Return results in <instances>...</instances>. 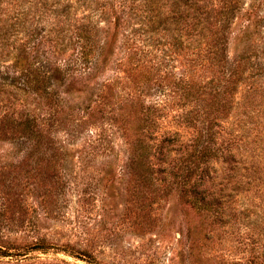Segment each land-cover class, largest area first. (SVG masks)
I'll return each mask as SVG.
<instances>
[{"label": "rangeland", "instance_id": "1", "mask_svg": "<svg viewBox=\"0 0 264 264\" xmlns=\"http://www.w3.org/2000/svg\"><path fill=\"white\" fill-rule=\"evenodd\" d=\"M91 27L110 43L109 56L92 76L69 78L56 97L0 78V264H264V0H0V72L79 60ZM138 45L153 52L161 74L190 71L204 84L209 46L249 58L232 108L208 96H178L167 107L154 89L148 98L166 111L141 178L128 166L125 117L115 114L125 93L110 90L124 85L114 79L124 76L118 62ZM198 49L203 60L193 55ZM102 87L106 108L93 116L85 108ZM26 116L43 136L22 137L16 122ZM171 130L184 142L172 165L207 132L221 151L205 168L212 181L198 188L203 197L214 193V208L193 211L194 229L187 194L159 172L156 145Z\"/></svg>", "mask_w": 264, "mask_h": 264}, {"label": "trees", "instance_id": "2", "mask_svg": "<svg viewBox=\"0 0 264 264\" xmlns=\"http://www.w3.org/2000/svg\"><path fill=\"white\" fill-rule=\"evenodd\" d=\"M236 5L225 6V12L223 16L225 20H229V15L235 11ZM91 25V24H90ZM91 27V31H85L83 39L86 42L85 48L79 60L72 62H64L62 67L53 65L50 61L38 62L29 66H38L34 70H21L23 72L14 71L0 72V78L5 82H9L10 85L15 87L19 83L23 87L21 89L27 92L29 87L34 93L54 96L59 95V88L64 85L69 78L72 80L77 77L92 76V72L99 64L104 63L109 56V48L111 45L109 42L103 41L98 31H94ZM246 50V49H245ZM210 53L213 54L211 64L205 69L206 78L208 82L204 84L190 71L184 72L181 76H172V74H161L162 64L156 61L155 55L145 46H131L127 47L125 56L118 62L119 68L123 69L124 76L122 78L116 77L115 81L119 82V79L123 81V86L118 88L116 82L115 85L110 87L112 96H115V91L120 89L122 95L126 96L124 105L121 108L115 109L116 116H120L126 126L127 143L129 145L128 154V166L132 170H137L139 178L144 177L145 170L150 169L149 160L150 155L153 154L154 145H151L150 139L153 137V130L159 127L157 120L161 114L164 116L166 106L172 100H175L178 96L184 100H190L191 98L204 101V97L208 96L212 105L216 103V106H227L232 108V102L234 96L237 94L238 86L242 83L244 74L247 71V65H249V58L246 54L239 55L238 57H231L230 54H225V49L214 51L208 47ZM193 52V50H192ZM205 49H198L194 51V56L197 59L203 60L205 55ZM49 66V67H48ZM53 66V67H51ZM203 70V71H205ZM202 77V76H201ZM113 79V80H114ZM102 86L105 88V84L110 82L106 79L101 81ZM103 87L99 88L101 94H96V100H90L91 106H86L85 109L91 110L93 116L104 111L106 108V95L103 92ZM57 89V90H56ZM154 89L158 90L165 97L167 105L164 107L160 103H153L149 96L153 93ZM100 93V92H99ZM171 99V101H170ZM230 108V109H231ZM103 109V110H102ZM93 110V111H92ZM162 116V117H163ZM115 117V116H113ZM187 118V117H185ZM115 121H119V118H115ZM188 123H192L191 118L186 119ZM13 123V122H12ZM35 118H28L26 116L19 122H16L17 129L24 131L23 138H26L30 132L31 137H41L45 134L46 130L38 129L35 125ZM153 129V130H152ZM212 133L207 132L205 136L207 140L200 138L197 141L196 137L193 140V145L186 144L185 147L179 152L184 157L178 158V164L172 165L175 159H172L176 149H174L181 141L183 134L180 130H171L165 132L161 136L159 145H156V153L160 155L165 168L159 170L166 174V178H171L168 186L175 187L176 191L184 192L187 194V219L186 222H195L191 224V229L196 226V221L193 220V211H198L201 216L206 215L213 209L214 204L208 202V198L213 194H209L203 197L204 192L198 190L203 188L207 182L212 181L210 176L205 172L208 163L213 161L214 157H219L221 151L214 149L210 145V139H212ZM159 141V139H157ZM26 142H33L34 139H26ZM45 140L41 143L43 144ZM196 142V145L194 144ZM158 150V151H157ZM186 150V152H185ZM175 161V162H176ZM148 167V168H147ZM192 192H188V191ZM210 191L211 189L208 188ZM184 201V198L181 200ZM183 204L182 206H184ZM191 211V212H190ZM189 217V218H188ZM195 225V226H194Z\"/></svg>", "mask_w": 264, "mask_h": 264}]
</instances>
